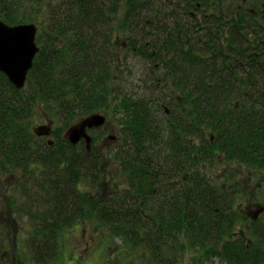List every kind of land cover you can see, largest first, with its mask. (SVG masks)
Returning <instances> with one entry per match:
<instances>
[{
  "label": "trees",
  "instance_id": "16d2710c",
  "mask_svg": "<svg viewBox=\"0 0 264 264\" xmlns=\"http://www.w3.org/2000/svg\"><path fill=\"white\" fill-rule=\"evenodd\" d=\"M74 15L89 18L98 14L84 5L75 8ZM80 33L74 26L57 24L56 34L47 33V37L67 38L83 55L68 48L59 52L41 48L26 75L24 90L0 86V168L20 173L17 179L32 190L28 195L31 203L22 211L41 229L31 241L36 245L33 249L37 259H47L42 250L46 243L51 249L49 258L55 253L51 238L59 236L62 228L86 220L104 228L129 251L149 249L155 253L153 260L159 259L154 264L164 262L158 254L164 246L171 247L168 241L177 233L187 236V247L200 251L206 260L217 256L227 264H257L262 247H250L243 235L232 230L246 217L230 213L232 199L217 196L226 186L223 182L216 189L208 185L211 180H204L208 174L192 165L197 155L191 149L226 152L230 159L264 170V50L258 48L255 55L253 46H247L244 39L242 46L247 49L232 55L235 60L229 57L232 66L225 62L227 69L221 72L203 55V49L197 48L189 57H183L192 66L186 63L183 68L180 58L170 62L172 70H165V77L175 84L168 86V93L155 97L148 90L156 92V85L161 84L157 81L164 79L151 74L144 82L141 80V96L130 103H113L109 83L120 72L116 70L117 58L112 56V73L104 68L105 64L93 71L100 61L107 64L109 46L100 43L94 51L95 47L86 45L88 38L84 40ZM65 54L68 58L63 62ZM159 58L149 53L138 57L151 61V71ZM0 77L7 81L4 75ZM213 82L217 85L208 87ZM98 89L102 97L95 93ZM36 101L46 104L52 114L67 116L69 121L109 109L107 106L129 113L125 122L131 146L118 155L120 167L113 164L114 180L104 179L105 162L99 161L101 156L96 159L89 155L87 149L80 165L60 150L63 143L40 145L35 137L38 135L24 121ZM170 102L175 118L162 107ZM165 180L183 183L171 186ZM169 250L163 257L173 264L176 258H172L173 253L168 258Z\"/></svg>",
  "mask_w": 264,
  "mask_h": 264
},
{
  "label": "rangeland",
  "instance_id": "374dc122",
  "mask_svg": "<svg viewBox=\"0 0 264 264\" xmlns=\"http://www.w3.org/2000/svg\"><path fill=\"white\" fill-rule=\"evenodd\" d=\"M31 4L33 3L28 0V5ZM92 8L93 10H96V8ZM56 9L57 10H55L56 14L54 17L56 20H62L63 23L50 21L48 23L40 25L42 27H40L39 31L36 32L38 35H41V39H39L38 41L40 49L46 48L49 51L58 49L59 52V49L64 50V48H68L69 52L73 50L77 52L76 55H83V52H81L82 50L78 49L77 45H75L74 42L72 43L70 42V40H67V38H63V40H60L55 37L56 40H52L47 37V33H50L51 35L56 34L57 24L63 25L64 28L74 26V28L79 29V32H81L80 34H83V39L85 40L86 38H88L86 45L95 47L94 51L98 49L97 46H99L100 43H104L105 46H109V40L112 38L115 39L117 37V35L112 36L111 34H109L112 25H104L100 21L97 23H89L84 21L78 22V19L76 20V17L79 16L74 15L75 5L73 2L67 6V18H65L64 16V9ZM38 10L39 13L35 14L33 10L28 8L26 3L19 2L18 7L14 8V13L16 16H22L24 19L32 17L31 15H35L36 20L41 21V13L43 10ZM133 10L134 9H132V11ZM52 12H54V8H52L49 13L52 14ZM143 16H145V14L137 15V13H135L134 11L132 12L131 17L135 18L130 22L133 29L132 31H130L131 36H135L136 32L139 31V17ZM92 24L97 25V31L90 30L93 26ZM40 49L38 50L39 52ZM128 52L129 51H126L125 54ZM134 55L136 54L131 50L129 58L120 59H126L127 62L124 63V61H120V65L118 64L120 69L116 68V70H120V72H117V75L114 76L112 81H110L109 83V87L112 91L114 99L112 100L113 103H116L115 101L117 100H126L130 103L132 100H135L136 96H141L143 94L141 80L144 82L143 79L150 77L151 74H158L160 76H163L164 78L161 81H157L161 84L156 85L158 86L156 92L153 88L148 89L155 97L156 94L162 96V94L168 93V86H172L171 82L165 77V70H145V62L138 59L137 56L134 57ZM107 56V64L104 62V60L100 61L97 65L92 67V70H100L104 67L103 65L105 64L104 68H107L108 71L112 73L113 58L112 55ZM67 58L68 57L65 54L63 62H65ZM5 78L7 81H3L0 77L1 88L6 87L8 90H12L14 86H12V83L9 82L7 77ZM25 85L26 83L23 85V88L21 90H24V87H26ZM92 91L93 89L90 90V92ZM95 93L99 94V96L101 97L104 95L99 89ZM109 100H111L110 97ZM107 107H109V109L106 108V110H102L99 112L105 114L106 116H104L107 118L108 123H110V135L108 136L109 133L105 132V142L102 143L99 142L101 140H97L93 148L96 150L97 154L102 157L99 158V161L105 162L104 179L114 180L113 173L115 172V168L113 164H117L120 167V161L117 159L119 157L118 155H120L121 151L131 146L130 141H128L127 138L130 136V134L126 133V131L128 132L129 130L127 129L125 122L129 119L130 116L128 112H125L123 110L121 111L120 109H114L113 111L111 106ZM28 114L29 116H27L24 121L29 125L28 127H30V129L32 128L34 131H38L40 133L48 130L50 127L51 130H53V134L51 133V135L48 136L47 139L53 140L54 142L59 144L63 143L64 145L67 144L63 140H61V137H69V133H65L67 132V129L77 124L76 122H78L79 120L81 121L83 118L91 115L78 116L75 120L69 121L67 116L61 114H52L49 107L46 104H42L40 101H36V103L31 105V108L28 109ZM47 119H52L53 123H49ZM110 136L113 137V140L109 139ZM47 139L42 138V140ZM42 140L40 139L39 143L44 145L46 141L42 143ZM195 143L199 144L200 142L196 141ZM191 150L193 152L195 151L197 155L193 160L192 165L193 167L198 168V170H203L208 174V176L205 175L204 179L207 180L209 178L208 180H211L208 185L211 188L215 189L221 184V182L226 185V188H224L221 193H217V196H219V199H232V203L229 206V211L232 215L239 216V213L236 211L237 204H240V206L243 205L242 209L249 211V214L251 216L252 214L256 213L257 209H259V206H264V170H261V168L258 167L252 168L247 165L241 164V161L230 159L226 156V152L216 151L215 153H213L209 149L207 150V152H203L204 150L200 148H198L196 152L195 147H193ZM11 172L14 173V177L11 175ZM200 173L202 175V172ZM19 177L20 173L15 172L14 169L8 171L0 168V211L2 212L1 217H3L1 220L5 219L6 217L9 218V215H7V213L10 210H14V218L17 220L14 223V227L16 228L27 224V217L25 215V212H23L22 210L24 209V207H28L32 200L30 199V196H28L32 192L30 186L27 184V187L25 188V184L22 183V180L17 179ZM258 182H260V185H258ZM25 190L28 191L27 194L25 193ZM7 198H9V200H14V207L11 203L7 202ZM234 212H236L237 214ZM261 212H263V210H258V217L254 219L256 220L254 226L261 227L259 228L258 233L253 229H249V232L245 230L247 225L246 222L235 223L232 228V230L236 233L240 232L241 229H244L243 238H246L245 242L247 244H250V247H254L255 245H260L262 247L263 255L261 256V259L257 264H264V212ZM29 221L33 225L37 224V222H35L34 220ZM80 224L81 230L79 233H74L71 228L72 226L64 227L65 229L62 231L59 238L60 250H58L55 258L64 259L65 263L78 257L82 260V264H101V259H104L103 264L107 261L109 262V264H154L157 262V260H159H153L155 253H151V251L147 248L142 250L138 249L137 251H129L127 249V246L123 245L119 239H114L112 236H109L107 231H105L104 228L99 227L97 223L84 220L80 221ZM75 235L77 237H80L81 240L75 242L73 240L75 239ZM28 240L26 238V235H18L17 241L19 247L23 251L22 254H25V258L29 259L32 258V256L30 250L28 249L31 248L32 244H30V241ZM73 243H75L77 246L78 251L76 254L73 252L72 248H70L72 247ZM168 243L171 245V247L166 248V246H164L162 254H158L164 261L162 264H172L170 261H167V259L163 257V254L170 248L171 249L167 254L168 258H171V255L173 253L172 258H176L173 264H227L226 261L217 256H213L212 258H208L207 260L204 259L200 251H197V249L194 248L187 247L190 244L189 239L183 234L177 233L175 239H172L171 242L168 241ZM180 245L187 247V249L181 250ZM164 255L166 256V254ZM29 264L35 263L30 261Z\"/></svg>",
  "mask_w": 264,
  "mask_h": 264
},
{
  "label": "flooded vegetation",
  "instance_id": "af4514ba",
  "mask_svg": "<svg viewBox=\"0 0 264 264\" xmlns=\"http://www.w3.org/2000/svg\"><path fill=\"white\" fill-rule=\"evenodd\" d=\"M33 4L28 5V0H0V22L6 27L14 28L15 25L20 24H33L37 27V31L42 27L40 25L48 23L50 21H55L57 23H63L62 20L55 19V10L56 8L64 9V16L67 18L66 10L67 6L70 3H74L75 8L80 7V9L85 6H90L96 8V16H80L76 17V20L97 23L101 22L104 25H112L110 28L109 34L117 35L114 39L109 40L108 53L117 58V63L120 65V61L127 62L126 59L129 58L131 50L138 55L137 57L149 53L150 55L160 57L159 60L153 65L154 71L160 70H172V62L176 58H180L183 63V68L186 63L192 66L189 61L183 59V57H189L195 49H203V55L208 58L210 63L215 64L218 71L223 72L226 66L225 62L232 66L231 61L228 59L236 52L244 51L247 49L245 46H242V42L245 39L246 45L253 46L252 52L255 55L258 48L264 50V0H29ZM19 2H24L27 4L28 8L33 10L35 14L39 13L38 9H42L41 21L36 20L35 15L32 17L24 19L22 16L18 17L14 13V8L18 7ZM90 4V5H88ZM54 8V12L50 14V10ZM132 9L137 15L145 14L140 18L139 22V31L136 32L135 36H131L132 26L131 20L135 17L132 16ZM20 19V20H18ZM19 21V22H17ZM93 25V24H92ZM255 26V27H254ZM97 25L94 24L90 30L97 31ZM153 29V31H150ZM35 37L36 44L40 49L38 44V37ZM6 36V35H5ZM4 36V37H5ZM83 37V34H81ZM105 46V44H104ZM143 47V51L139 47ZM243 50H242V47ZM126 51H129L125 54ZM103 53V52H102ZM107 53V54H108ZM264 53V51H263ZM109 55V54H108ZM231 60H235L231 57ZM145 70L151 71V61L145 62ZM125 66V65H124ZM120 69V67H116ZM162 77V76H161ZM160 83V82H159ZM175 84V82H171ZM190 85L193 82L188 83ZM217 85L216 82L209 84L208 87ZM173 102L168 103V106H162L166 110V114L172 108ZM100 113L102 112H93ZM88 115V114H87ZM105 115V114H104ZM106 116V115H105ZM173 117L175 118L174 114ZM48 120V119H47ZM105 132L110 135L111 128L110 123H108L107 118L104 124L94 130L87 131L86 134L89 136V155H92L96 159L100 157L97 154L96 150L93 148L95 142L104 143ZM43 132L38 133V136H35L39 142L42 138L48 136L41 135ZM53 134V130H51ZM50 133V135H51ZM49 135V136H50ZM61 137L65 143L68 141ZM115 138V137H114ZM113 140V137H109ZM116 139V138H115ZM103 140V141H102ZM53 142V140H42V143ZM67 141V142H66ZM194 142V139H191ZM69 144V143H68ZM86 140L85 138H80L74 145H59L64 151L66 156L75 158L76 162L81 165L83 153H86ZM44 146L43 144H40ZM48 145V144H47ZM53 146V145H50ZM1 148V145H0ZM177 153V152H176ZM87 154V153H86ZM257 168V167H255ZM14 177V174H11ZM255 175V174H252ZM163 181V180H162ZM161 181V182H162ZM167 184L173 186H180L183 181L181 180H165ZM259 181V180H256ZM163 184V182H162ZM224 186H226L223 183ZM260 185V182H258ZM113 191L114 187H113ZM10 198V196H9ZM7 202L11 203L14 207V200H9ZM162 198H165V195L162 194ZM236 211L239 215L244 214L246 217V229L249 232V229H253L258 233L259 226H254L258 214V210H263L264 206H259L256 213L249 214V211L243 210V205L237 204ZM1 210V209H0ZM261 212V213H263ZM2 212L0 211V264H29L30 261L35 264H82V260L76 257L68 262L64 263V259L55 258L59 246V238L62 231L65 228L60 230L59 236L52 237L51 239L55 241V253H51L50 246L46 243L43 247V254L46 256V260L43 262L37 259V253L34 251L33 247L36 245L31 241L34 239L33 234L41 230L36 225L31 224L29 216L25 212L27 217V224H24L20 227H14V223L17 221L14 218V210L9 211L5 219L1 220ZM241 221H244L241 219ZM254 223V224H252ZM80 222H75L72 224V231L74 233H79L81 230ZM38 228V229H37ZM44 230L49 231L50 229L45 228ZM263 231V230H262ZM244 229H241L239 234L242 236ZM24 234L30 244L31 248L28 249L31 252L32 258H25V254H22L23 251L18 244V235ZM3 235V238H2ZM83 235V234H81ZM5 236V237H4ZM73 239L75 242L81 240L80 237L75 235ZM246 239V238H245ZM73 252L77 253V246L73 243L72 247ZM104 260V259H103ZM101 259V264H103ZM260 260H256L259 262ZM227 262V261H226ZM104 264H109V262H104Z\"/></svg>",
  "mask_w": 264,
  "mask_h": 264
},
{
  "label": "water",
  "instance_id": "95a60500",
  "mask_svg": "<svg viewBox=\"0 0 264 264\" xmlns=\"http://www.w3.org/2000/svg\"><path fill=\"white\" fill-rule=\"evenodd\" d=\"M36 31L33 24L17 25L11 28L0 22V72L5 74L9 82L17 89L25 84L34 54L38 51L34 41ZM104 121L103 115L93 113L71 126L68 129L70 143L75 144L83 137L86 140L85 145L89 148V136L86 134V129L98 128Z\"/></svg>",
  "mask_w": 264,
  "mask_h": 264
}]
</instances>
